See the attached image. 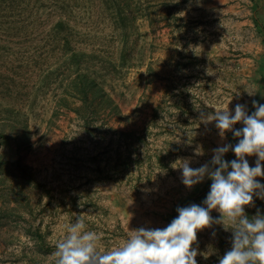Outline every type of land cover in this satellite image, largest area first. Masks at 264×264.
I'll use <instances>...</instances> for the list:
<instances>
[{
    "label": "rangeland",
    "instance_id": "374dc122",
    "mask_svg": "<svg viewBox=\"0 0 264 264\" xmlns=\"http://www.w3.org/2000/svg\"><path fill=\"white\" fill-rule=\"evenodd\" d=\"M9 5L0 8V264H56V245L77 218L103 254L130 231L167 227L177 208L205 207L212 180L187 188L177 161L213 167L214 149L239 142L201 113L234 115L241 104L251 115L253 101L264 104V0ZM62 15L72 42L100 55L92 64L104 94L91 120L71 85L79 68L68 69L64 36L52 31ZM246 159L255 167L258 157ZM258 199L245 206L249 218ZM232 239L223 224L199 231L197 264L223 257Z\"/></svg>",
    "mask_w": 264,
    "mask_h": 264
},
{
    "label": "clouds",
    "instance_id": "9594fccd",
    "mask_svg": "<svg viewBox=\"0 0 264 264\" xmlns=\"http://www.w3.org/2000/svg\"><path fill=\"white\" fill-rule=\"evenodd\" d=\"M253 107L251 115L241 104L235 106L234 115L228 107L215 108L213 115L201 113L203 122H216L221 138L229 131L240 138L235 146L228 144L213 150V167L205 164L193 169L189 160L177 161L187 188L201 183L205 176L212 180L203 201L205 207L191 204L177 208L178 216L167 227L130 231L127 242L103 254L97 250L98 234L86 231L83 220L77 218L56 245V264H197L198 250L193 247L197 233L213 223L233 230L231 250L220 258L219 264H264V215L258 211L249 218L245 213V206H253L254 196L264 199V185L256 179L264 177V104L253 101ZM237 123L244 126L235 130ZM230 150L236 159L227 162L224 155ZM253 155L258 159L255 167H250L246 157ZM212 210L220 213L219 219H213Z\"/></svg>",
    "mask_w": 264,
    "mask_h": 264
},
{
    "label": "trees",
    "instance_id": "16d2710c",
    "mask_svg": "<svg viewBox=\"0 0 264 264\" xmlns=\"http://www.w3.org/2000/svg\"><path fill=\"white\" fill-rule=\"evenodd\" d=\"M11 3L15 4L16 0H0V8H8V6H12L9 5ZM54 7L63 10L66 9H64V7L61 5L59 6L58 4L54 5ZM66 18L67 17H65V15H62L60 19L52 26V31L58 36H64L63 40H65L64 46L66 51L65 64L68 69L76 67L79 68L78 77H76L78 79L73 81L74 85L71 81V85L75 87V93H79L81 96L83 105L77 108L80 116L84 120H91L92 118L89 116H91L90 114L96 116L97 112L99 111V106H97L98 99L104 94V92H102L103 84L101 83V78L103 77L102 69H99L92 64L94 63V59L99 58L100 55L97 50L81 49L72 42L70 37L72 34V26ZM71 75L72 74L70 73V76ZM65 101L67 102V99ZM18 167L23 168V166L19 163ZM258 204L259 205H257L255 210V215L258 211L261 215H264V200L259 198ZM226 246L228 249H225V247L222 249L224 254L231 250L232 244L229 243V245ZM220 258H217L216 261H219ZM216 261H214L213 264L218 263Z\"/></svg>",
    "mask_w": 264,
    "mask_h": 264
}]
</instances>
